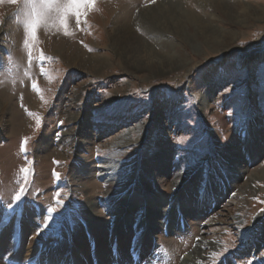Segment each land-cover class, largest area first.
<instances>
[{
    "label": "rangeland",
    "instance_id": "1",
    "mask_svg": "<svg viewBox=\"0 0 264 264\" xmlns=\"http://www.w3.org/2000/svg\"><path fill=\"white\" fill-rule=\"evenodd\" d=\"M159 1L95 0L81 8L79 23L69 15L64 26L56 8L65 0H55L33 37L25 30L31 12L27 0H0V27L6 30L0 40V97L17 112L19 122L12 124L7 114L0 133V228H5L0 264L5 254L15 253L28 262L45 250L52 261L58 256L62 260L71 242L73 262L93 264L83 259L75 240H67L64 226L86 224L88 197L97 204V222L112 226L104 201L123 185L111 175L103 176L108 171L102 167H117L120 159L128 163L122 184L134 174L139 177L128 192L131 201L136 198L126 209L130 223L140 220L141 200L160 211L155 219L162 226L154 233L156 250L150 249L151 254L158 251L165 264H179L204 238L217 250L203 264H264V19L255 22L243 12L249 7L264 14V0H217L226 4L223 7L216 0H172L222 32L224 37L210 48L198 35L185 42L174 33L147 30L139 17ZM233 15L246 17V24L234 21ZM125 28L135 44L140 39L159 56L171 54L187 63L163 74L143 65L132 69L126 55L133 48L120 43L115 49L112 44L117 31ZM186 31L194 34L190 25ZM62 47L63 54L55 51ZM74 54L82 55L77 64L67 59ZM25 91L36 96L37 111L25 104ZM22 120L25 129L12 134L10 129L19 130ZM139 125L147 128L145 133L138 131ZM129 130L134 142L123 144ZM251 133L257 137L252 150L244 141ZM43 136L49 141L43 142ZM85 139L91 142H80ZM25 167L28 173L21 171ZM189 173L193 176L183 182L192 208L181 219L186 223L182 232L169 231L166 226L172 222L179 229L181 214L171 204L175 180H185ZM21 187L25 191L16 201ZM198 196L209 201L195 208ZM158 198L160 206L154 202ZM14 213L27 214L38 227L26 226L17 242L11 232L6 235V220L11 222ZM20 220L14 217L15 224ZM34 234L36 248L28 249ZM56 247H62L63 255ZM96 254L105 260L102 264H112L99 246Z\"/></svg>",
    "mask_w": 264,
    "mask_h": 264
},
{
    "label": "bare ground",
    "instance_id": "2",
    "mask_svg": "<svg viewBox=\"0 0 264 264\" xmlns=\"http://www.w3.org/2000/svg\"><path fill=\"white\" fill-rule=\"evenodd\" d=\"M212 1H215V0H212ZM215 2H219L218 4L221 5V7L226 5L225 3H222V2L217 1V0ZM258 11L259 10H255L252 13L249 11V7H243V12L245 14L248 13L250 15V17H253V20L255 22H262L263 21L262 19H264V14H262L260 11L259 12ZM226 13L231 14L232 12L229 10H226ZM260 14H262V15H260ZM240 17L241 16H239V15H237V16L233 15L234 21L238 22L239 24L245 25L246 24V20H245L246 17L245 18H240ZM139 18H140L139 22L142 23L147 30L156 29L159 31L163 30L166 32L174 33L177 36H179L182 40H184L185 42L194 41L192 39V37L194 35H198L203 40L205 45L209 48L213 47L216 42L220 41V39L222 37H224L222 32L218 31L217 28L214 27L210 22H204L199 16H197V15L189 12L188 10L184 9L182 6V3L180 1L175 2L172 0H162V1L160 0L159 3L157 4V6H154L152 8L144 10L141 13ZM211 20H214V17H211ZM187 25H190L192 27L194 34L191 35L190 33H188L186 31ZM5 32H6V30H5ZM5 32L0 27V40L2 39L1 35L6 34ZM131 36H132L131 30H128L126 28H125V30L123 29V31H121V30L117 31V35L113 39L112 44L115 46V49H117V47L119 45H121L120 43H124V45H126L127 47L133 48L134 51H127L128 53L126 55V58L129 62H126V63H128L129 67L133 66L134 68H132V69H134V70L135 69L139 70L141 65H143L145 67H149L148 69L155 68L154 70H157L156 72L163 74L166 71H172L175 68L180 67L181 65H184L187 63L185 61H182L180 58L176 57L175 55L173 56L170 54V55H166V56H159L148 46V44L146 42H142V40L138 39V42L135 44L133 42L134 39ZM190 44L191 43H189V45ZM55 45H57V44H55ZM193 48L198 49V46H195ZM62 49H64V48L63 47L62 48H56L55 51L58 52L59 54H63L64 52L62 51ZM67 59H69L72 63L77 64L79 61L82 60V55L81 54H74V56L68 57ZM23 94H24L25 104L29 105L33 111H35V110L37 111L38 107L36 106V103L38 101L36 99V96L34 94H32L30 91H25V92H23ZM8 98L11 100L13 99L11 96H9ZM203 98H205L204 95H203ZM203 101L205 102V104H203V107H204V106H206L207 103H206L205 99H203ZM16 110H18L17 104H16ZM7 114L8 115L11 114V118H10L11 121L9 120V122H12V124H14V125L15 124L17 125V123H19L17 112L12 110L11 106H8L7 102H4L2 100V98L0 97V133H1V135H2V132L6 128L5 127L6 121H4V119H5V116ZM21 124L22 125H20L19 130H16V128H12V130L10 129V131H12V134H14L15 131H22L25 129V121L24 120H22ZM9 125H10V123H9ZM137 128H138V131L141 133H145V129H147L143 125L142 126L139 125V126H137ZM8 130H9V128H8ZM81 133H82V131H81ZM7 134H9V133L7 132ZM1 135H0V140H2ZM81 136L83 137L84 135L81 134ZM255 136H256L255 134L251 133V134L246 135L244 137L246 147L250 148L251 150H252V148L250 146H253L256 143L257 137H255ZM130 137L131 136H130V130H129L128 133H126V135L123 138L124 139L123 144H128V143L134 142V140H132ZM42 141L48 142L49 138L47 136H43ZM80 142L81 143H90L91 141L87 142V140L85 139V140L80 141ZM253 153L256 155V151ZM253 153H252V155H253ZM127 165H128V163H126L124 160L120 159L119 165H117V167H115V165H111L110 167H102L104 169L107 168V171H108V172L104 173L103 176L111 175V178H116L118 180L116 182L117 185H119V184L123 185L122 186L123 188L120 191H118V192L112 191L113 192L112 194H109L108 196L106 195L107 198L104 201V202L108 203V207L111 211L109 213V215L112 217V220H111L112 223H110V224H112V226L110 228H108L107 225L103 224L101 221L97 222L96 218L93 217V215H95L94 214L95 205H97V204H96V202H93L91 197H88L89 199L87 200V202H86L87 204H86V207L84 209V213L87 216L86 224L91 225L90 226L91 229H89L88 226H86V224L84 225L85 222L82 223V225L79 226V228L77 226H71L69 228V225L64 224L65 225L64 228L67 227V229L64 230V232H67L68 237H70V238L67 237V240H75L77 245L81 246V247L79 246V248H81L83 250L84 254L86 253V251H89L88 256H85L84 254H82V257H83V259L85 258L86 262L88 260H90V262L92 261V258L89 257V255L91 254V246L89 244L90 240H93L96 243V248L99 246V252L102 253L101 255H104V256L107 255L108 257H111L110 263H112V264L113 263L114 264H134L133 259L131 258V255H130V249H131L132 243L134 241H135L134 247L141 249L142 261L145 257L147 259V257L150 255V252H151L150 249L152 250L154 245H155L154 241L156 239V236L154 235V233L157 232L158 228H160L162 226L161 221H157L155 219L156 217L157 218L159 217L158 215H160V211L157 210L159 208L156 207V209L154 210L152 207L146 205V203L149 204L148 202L141 200V202H143L142 203L143 205H142L141 211H140L141 214L139 217H137L140 220H136L134 218L137 221L136 224L130 223L129 215L126 212V209L128 211V209H130L131 206H134V204L136 203V198H134L132 201L128 198V196H129L128 192L133 190V187H135L136 184H138V179H139V177L134 174V176L133 175L131 176V180L129 183L122 184L123 180L126 178ZM120 173L121 174L123 173V175L121 176ZM191 176H193V174L189 173L185 180H183V179H176L175 180V185L177 187V190L174 193L175 198L173 199V201H171L172 203L171 202L170 203L173 204V209L176 210V212H177V210L181 211V214L178 217V218H180L179 223H178L179 229H176V223L175 222H172L173 225H171V227H170L168 223L171 224V220L164 221V223L168 224V227L166 226V228L167 229L169 228V231L171 230L173 232H177V231L182 232V227H185V225H186L185 221H182V220H184V218H185L184 214H185L186 209L188 207L192 208V202H191L192 197H190V194H188V192H190V190L188 189V186H185L186 184L183 181H186L187 178H189ZM260 177L261 176H256L255 178L258 180ZM262 178H264V176ZM256 179H254V180H256ZM246 189H248V188H246ZM246 189L243 191V193H245ZM186 194H187V196H186ZM242 194H240V195H242ZM197 198H199V199H197V202L196 201L194 202L195 206H196L195 208H197L198 206H205V204L209 201V198L204 197V196H198ZM159 200H162V199H160V198H158L157 200L154 199V202H157V204H158L157 206H160V204H161V202H158ZM164 213H166V212H164ZM19 215L21 217V220L15 224L14 223V217L16 218ZM2 216L3 215L1 214L0 220H3L4 216L3 217ZM147 216H149L150 218H148ZM151 217H152V219H151ZM100 218L104 219L105 217L100 215ZM27 222H29V225H27ZM11 223H12V225H11ZM30 225L33 227L34 230L36 228H38V227L34 226V223L31 221V218L27 216V214L25 215L24 213L23 214L22 213H14L13 218L11 219V222L7 226V227H9V229L7 230L8 234H6V235L8 237L9 233L11 232L10 236L12 238L16 237L15 242H17L21 235L25 236V233H24L25 227L26 226L29 227ZM2 226L0 228L2 230L0 234L2 235V238H3L4 237L3 233L5 232L4 231L5 228L3 229ZM106 227L109 230L108 235L106 234V231L104 232ZM186 228H187V226H186ZM75 229H76V232H74ZM32 233H33V231H32ZM87 234L90 236V239L88 238ZM35 236H36V234L33 235V237L29 241L30 243L27 244L28 249H35L36 248V245H35L36 243H35V238H34ZM158 239H159V237H158ZM109 240H111V244L109 243ZM4 242H6V241H4ZM7 242H6V244L4 243L5 246L7 245ZM71 243L73 244V242H71ZM170 243H171V240H170ZM72 244L70 245L71 248L69 247L64 258L61 260L62 262L64 260H66L67 258L68 259L70 258V254H72V252L71 253H69V252L74 247V246H72ZM113 244L117 245V248H118L117 258H116V256H114L112 254L111 247ZM0 245H2V244L0 243ZM88 245H89V247H88ZM109 245H110V248H109ZM60 248H62V247H56V250L59 252V255H63V252L60 251ZM26 250H27V247H26ZM215 250H217V246L215 243L207 242L204 238H201V239H199V242L196 244V246L190 252H188V254L185 255L183 259H181V262H179V264H203L204 260L208 256H210ZM40 253H42V252H40ZM43 254L47 256V254H50V252L48 250H45L43 252ZM38 255H39V253L36 254V256H38ZM48 256H49V258H51V255H48ZM66 256H68V257L66 258ZM95 258L97 259L98 264H102L105 261V260H102L103 257L100 258V256H97L96 252H95ZM33 259L34 258H31V260H33ZM72 259H74L73 256H72ZM100 259L102 261L101 263H100ZM56 260H59V256L57 259H55L53 261H56ZM142 261L140 262V264L142 263ZM74 263L81 264L82 261H80L79 263L77 261H74Z\"/></svg>",
    "mask_w": 264,
    "mask_h": 264
},
{
    "label": "snow or ice",
    "instance_id": "3",
    "mask_svg": "<svg viewBox=\"0 0 264 264\" xmlns=\"http://www.w3.org/2000/svg\"><path fill=\"white\" fill-rule=\"evenodd\" d=\"M27 3L31 7V12L28 14V19L25 23V30L29 32L33 37H35L37 29L41 23H44L49 14L51 13L52 6L55 3V0H27ZM95 0H65V3L62 7L57 6L56 11L59 14V19L61 25L66 26L67 17L69 15H75L77 17V22L79 23V17L81 16V8L87 7L90 4H94ZM35 88V85H33ZM62 123V122H61ZM22 145V150H23ZM22 172L28 173V168L21 169ZM53 176L56 179H59V173L53 172ZM204 183H208L207 175L204 177ZM25 191L23 187H21L20 192L15 196L16 201H20L22 199V193ZM60 193H56V196L59 197ZM57 203L63 204L62 201L57 200ZM11 207V205H9ZM49 212H52L53 209H48Z\"/></svg>",
    "mask_w": 264,
    "mask_h": 264
}]
</instances>
